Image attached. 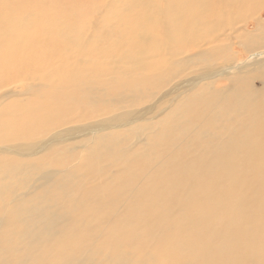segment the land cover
<instances>
[{
	"label": "bare ground",
	"instance_id": "1",
	"mask_svg": "<svg viewBox=\"0 0 264 264\" xmlns=\"http://www.w3.org/2000/svg\"><path fill=\"white\" fill-rule=\"evenodd\" d=\"M56 1L0 0V222L59 243L0 264H264L232 223L264 188V0ZM233 44L257 59L220 83L251 80L196 86Z\"/></svg>",
	"mask_w": 264,
	"mask_h": 264
},
{
	"label": "rangeland",
	"instance_id": "2",
	"mask_svg": "<svg viewBox=\"0 0 264 264\" xmlns=\"http://www.w3.org/2000/svg\"><path fill=\"white\" fill-rule=\"evenodd\" d=\"M82 2H84L85 5H87L88 0H82ZM58 2L55 0V5ZM77 3H79V1L77 0ZM85 8H87V6H85ZM79 8H81L79 6ZM238 14H235V19L237 20ZM228 18H232L233 19V14L232 15H228L226 14L224 16V19L227 20ZM263 20H264V15L262 16ZM60 18H58L59 20ZM216 19V17H215ZM61 21V20H60ZM237 26V25H236ZM248 32H254L255 31V24H253V22H250L248 24V28L247 30ZM251 47L253 48L254 46L251 45ZM250 48V49H252ZM250 49H247L248 51ZM246 50V49H245ZM237 47L236 45H232V47L230 48H226L224 51H218L217 54L215 55H211V56H207L206 58H204V61H207V64L202 63V65H209L210 67L213 66H219L222 63H227L230 62L228 67H218V70L213 71L212 73L209 74H204L201 75L203 76L205 79L202 80V82L198 83L196 86H198L201 83H209V82H219L216 85H213L211 87H213L212 89H215L219 86H222L228 82L225 83H220V81L223 80H227V76L228 75H232L234 72H236V70L240 69L241 67L251 64L253 61H255L254 59H257L254 54H257V52H253L250 53L248 55H246V51ZM131 51V50H129ZM128 51H124L122 53H120L117 57V59H120L121 57H125L127 55ZM246 55V56H245ZM264 57V55L259 56L258 58ZM235 62V63H234ZM233 63V64H231ZM199 66V65H197ZM195 66V67H197ZM227 66V65H226ZM195 67L191 68L190 70H193ZM230 69V70H229ZM211 75V76H210ZM213 76V77H212ZM212 77V78H211ZM202 78H200L201 80ZM251 79H242V80H233L230 81L228 83V87L232 89L234 88V86H239V84H243V83H248ZM173 82V81H172ZM257 84V83H256ZM252 85V83H251ZM257 87L259 86L258 84L256 85ZM145 130V129H144ZM144 130H142L141 128H139L138 130H136L135 133H129L128 134V138L133 141V139L138 138L141 139L143 137V132H145ZM130 141V142H131ZM263 190L264 188L261 186V184L257 187V190L255 192H253L250 197H249V202L248 205H250L252 207V215L253 217L250 218L248 216H246L245 214H242V218L241 219H236L234 221H232V223H234L235 225H237L243 232L246 238V243L248 247H251L254 243V245L256 246L257 244L260 245L261 243V239L262 237L264 238V230L262 231L260 228L264 227V215L260 212L261 208H262V204H264V200H260V198L263 195ZM250 192H252V189L249 190ZM6 199V198H5ZM259 208V209H258ZM258 209V210H257ZM209 211H213L214 213H216L217 211H223L220 214H218L217 219L219 222H223L226 223L227 225L231 224V220H230V212L227 211L226 208H219V209H213L210 208ZM3 212L0 211V219H2L3 217ZM257 218H259L260 222H257ZM1 221V220H0ZM133 220H130L127 222L126 225V232H129L130 226L132 225ZM7 226H9L7 224ZM181 227L180 224L176 223V222H172L169 226V233L174 237V240H179L181 238L182 234H178L177 233V228ZM6 226L5 223L0 222V263H2L4 261V259L9 260L12 257H15L16 255H21L24 258H26L28 255H30L34 249L39 248L41 249L42 247L46 246V254L49 258V260L54 256L56 257L57 255V247L59 245V243L56 242H51V241H46V243L40 242V241H35L32 238H30L28 236L27 233V229L26 226L23 224L20 229L22 230V232L18 233V234H11V233H6ZM31 225H28V229L31 230ZM54 228V226H53ZM48 231L50 232V234L53 233L54 230L51 231V227H48ZM247 231V232H246ZM251 231H255V234H257V239L250 241L252 239V233ZM54 234V233H53ZM261 236V237H260ZM148 239L147 233H143L142 237L140 238V243H136L134 245L133 248L130 247L131 252L132 250H136L139 247L141 248V244L143 242H145V240ZM98 241L94 240V244ZM112 245L116 244L115 241H111ZM55 245V247H54ZM16 246H21L20 249H15ZM97 251L93 250L90 251L89 253H84V254H77L73 257V259L75 260H79L81 262H87L89 264H99V261L104 257H98L97 256ZM148 255V254H147ZM147 255L143 256L140 255L138 257H133L131 261H129L127 264H155V263H150L149 261H156L155 259L146 257ZM232 255L231 252L227 253V256L230 257ZM259 255L257 254H249L248 259L246 260V264H258L259 262ZM162 261H159L158 264H161ZM49 264V261H48ZM62 264V263H61Z\"/></svg>",
	"mask_w": 264,
	"mask_h": 264
}]
</instances>
